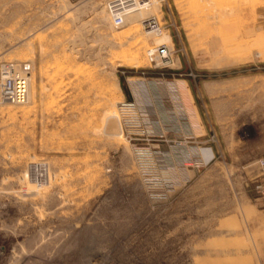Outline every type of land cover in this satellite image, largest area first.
Here are the masks:
<instances>
[{
	"label": "rangeland",
	"instance_id": "rangeland-1",
	"mask_svg": "<svg viewBox=\"0 0 264 264\" xmlns=\"http://www.w3.org/2000/svg\"><path fill=\"white\" fill-rule=\"evenodd\" d=\"M111 1L0 0V66H32L28 101H0V264H264L234 172L163 155L175 121L211 120L203 85L264 72V0H138L120 27Z\"/></svg>",
	"mask_w": 264,
	"mask_h": 264
},
{
	"label": "crops",
	"instance_id": "crops-1",
	"mask_svg": "<svg viewBox=\"0 0 264 264\" xmlns=\"http://www.w3.org/2000/svg\"><path fill=\"white\" fill-rule=\"evenodd\" d=\"M262 55L258 62L264 64V52ZM252 62L256 60L249 57L239 64ZM159 94L158 91V97L153 96L143 105L147 107L150 102L152 104L151 130L154 136H160L163 130ZM202 98L211 120L206 123L201 120V126L197 124L194 132L187 124L180 127L178 120L175 121L168 136L172 146L163 155L169 157L175 171L188 173L195 164L202 167L225 166L234 172L239 187L244 188L243 219L247 221L248 235L254 242L249 249L264 251V165H261L264 160V72L248 70L232 79L207 83L202 86ZM210 127L216 133L214 145L210 141ZM192 139L199 140L197 142L201 143V149L206 148V151L202 150L201 154L197 151L189 157L188 153H193L192 149H195L188 141ZM258 185L262 190L255 191Z\"/></svg>",
	"mask_w": 264,
	"mask_h": 264
},
{
	"label": "built area",
	"instance_id": "built-area-1",
	"mask_svg": "<svg viewBox=\"0 0 264 264\" xmlns=\"http://www.w3.org/2000/svg\"><path fill=\"white\" fill-rule=\"evenodd\" d=\"M149 2L138 0H114L108 5V10L112 16L115 26L120 27L124 24L125 18L137 11L143 10ZM144 29L156 36L163 34V28L155 18H149L144 21ZM170 54L167 46H156L149 50L148 57L150 62L160 65L169 64ZM32 66L30 63H5L0 66V101L5 104L22 105L28 101L30 92V76ZM140 106V105H139ZM138 106V107H139ZM123 110H132L136 108L134 103H122ZM144 108V106H143ZM135 111V110H134ZM145 111H138V118H144ZM144 120V119H142ZM146 131L143 129L142 133ZM206 151V148L200 149V152ZM192 153H188L190 157ZM206 155V154H205ZM205 161V160H204ZM261 165H264V160L261 161ZM258 190L262 187L257 186Z\"/></svg>",
	"mask_w": 264,
	"mask_h": 264
},
{
	"label": "bare ground",
	"instance_id": "bare-ground-1",
	"mask_svg": "<svg viewBox=\"0 0 264 264\" xmlns=\"http://www.w3.org/2000/svg\"><path fill=\"white\" fill-rule=\"evenodd\" d=\"M149 5H150V3H148V5L144 8V9H146V8H148L149 7Z\"/></svg>",
	"mask_w": 264,
	"mask_h": 264
}]
</instances>
